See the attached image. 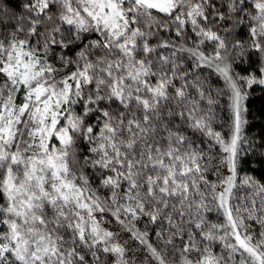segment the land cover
I'll use <instances>...</instances> for the list:
<instances>
[{"label": "snow or ice", "instance_id": "obj_1", "mask_svg": "<svg viewBox=\"0 0 264 264\" xmlns=\"http://www.w3.org/2000/svg\"><path fill=\"white\" fill-rule=\"evenodd\" d=\"M264 0H0V264H264Z\"/></svg>", "mask_w": 264, "mask_h": 264}, {"label": "trees", "instance_id": "obj_2", "mask_svg": "<svg viewBox=\"0 0 264 264\" xmlns=\"http://www.w3.org/2000/svg\"><path fill=\"white\" fill-rule=\"evenodd\" d=\"M248 106L251 110V116L249 119L254 124L252 133L255 135L264 129V93L257 90L252 95L251 102Z\"/></svg>", "mask_w": 264, "mask_h": 264}]
</instances>
